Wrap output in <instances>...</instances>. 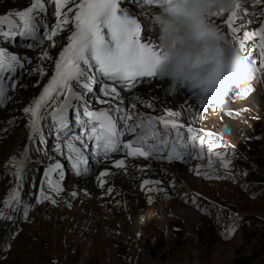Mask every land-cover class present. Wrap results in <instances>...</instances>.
Wrapping results in <instances>:
<instances>
[{
	"label": "rangeland",
	"instance_id": "1",
	"mask_svg": "<svg viewBox=\"0 0 264 264\" xmlns=\"http://www.w3.org/2000/svg\"><path fill=\"white\" fill-rule=\"evenodd\" d=\"M241 55L257 69L256 54L246 50ZM23 65L24 72L17 68L18 82L27 74ZM262 80L264 73L257 71L256 79L245 87L251 91L241 97V89L235 90L222 110L200 108L202 118L192 127L195 141L186 134V151L177 140L169 142L168 154L173 146L176 154L169 162L157 157L154 163L160 170L169 168L161 174L150 170L146 176L136 173L130 178L123 173L121 180L110 184L105 179L103 184L106 165H94L91 159L93 172L86 178L95 183L93 194L104 193L93 210L69 205L65 194L44 199L43 204L39 195L37 205L31 198V205L16 200L6 206L20 184L21 175L11 169L10 176L0 179V212L11 217L0 218V264H264ZM9 89L0 106V152L16 131V108L8 107L14 89ZM183 93L169 97L177 100ZM188 100L183 106L197 104L191 95ZM202 141L211 148L210 155L202 152ZM216 153L225 154L223 160ZM173 172L187 178L182 181ZM153 176L159 177V184L146 183ZM71 179H64L67 187ZM111 185L114 188L108 189ZM121 186L129 193L126 203L118 196ZM110 228L119 232L111 237L105 234Z\"/></svg>",
	"mask_w": 264,
	"mask_h": 264
},
{
	"label": "snow or ice",
	"instance_id": "2",
	"mask_svg": "<svg viewBox=\"0 0 264 264\" xmlns=\"http://www.w3.org/2000/svg\"><path fill=\"white\" fill-rule=\"evenodd\" d=\"M44 2L46 3L47 0ZM52 2L57 21L55 27L48 34V39L52 40L59 31L67 29V33H69L65 36L67 46H60L62 50L59 52V59L54 61L55 74L51 76L50 82L44 88L39 99L34 101V106L24 109L26 113H30L39 119L38 114L42 107H54L55 111L51 112L50 115L63 128L68 123L67 110L73 107L71 101H81L85 92L90 93L92 91L93 82L97 85H103L101 91L104 96L116 98L119 93L115 87H111L106 81L135 87L138 78H155V66L162 55V49L150 41L142 42L140 23L130 15L128 8L122 7L126 0H52ZM150 3L162 6L164 0H150ZM247 5H252L254 8L260 6L256 10L259 16L264 18V0H236L232 10L227 12L223 9L216 11L208 17V20L211 23L213 18L220 17L221 30L228 33L225 42L229 43L230 38L240 53L250 50L256 54L258 58L256 70L264 73V19H261L255 31L246 30L248 22L246 17L249 15ZM37 10H44V3L41 0H34L27 11L18 12L13 17L0 18V38L6 35H14L15 29L22 27L23 31H20L19 35L31 36L35 39L37 25L40 23L34 15ZM4 25H8V32L3 31ZM238 33L240 35H237ZM248 41L252 42L250 47L246 45ZM32 46L28 45V47ZM43 56L48 58V53L44 52ZM245 59L247 60V58ZM16 66L24 67L16 55H11L0 48V106L5 102L7 91L4 82L6 77L2 74L6 69L14 72ZM93 69L95 71H91ZM96 73H99V76ZM249 91H251L250 87L241 89L238 95L243 97ZM62 96L64 99L61 103L59 98ZM49 101L56 103L53 105ZM100 102L108 103L110 111L116 113L123 111L119 105L113 107L110 101L101 100ZM135 107L136 105L133 104L132 108L135 109ZM146 107H152V105L147 104ZM109 110L92 112L85 107L82 114L89 117L91 121L99 122V129L95 123L92 124L91 134L95 135L97 141L104 140L106 150L111 146V150L115 151L118 142H114L113 138L124 135V132L117 131V121L109 114ZM176 115L173 112L166 113L168 118ZM120 119L133 120V115L125 111ZM157 119L164 126L165 135L170 130H175L177 140L182 139L179 131L181 125L173 119H166L165 116L159 118L136 116L133 124L128 125L127 130L136 132L137 127L142 130L147 128L151 131L152 138H160L159 132L153 128ZM80 122L85 124L83 120ZM35 124L36 121L34 120V131H36ZM85 126L87 125L85 124ZM195 131L191 127L188 128V132L191 134L189 140L195 141ZM75 139H80V137H75ZM146 139V135L137 136V142L141 144ZM161 142L167 143L166 140H161ZM173 144L175 145V142ZM180 146L185 147L186 145L181 143ZM68 147L76 152L75 160L79 162L81 159L79 150L73 148L71 142ZM155 147L153 145L152 149L155 150ZM124 148L129 150L128 155L131 156H147L149 154L143 151L141 147L134 148L132 143H125ZM172 151L173 154H176L175 146H173ZM209 153H211V148H209ZM216 155L223 160L225 154L216 153ZM116 166L123 167V161H118ZM223 166L227 167L228 162L224 161ZM58 167L59 165L55 166V168ZM55 168L49 169V173ZM49 183L51 184V181ZM53 191L59 192V186L53 187ZM43 198L49 199L47 196ZM15 199L16 193L13 192L6 206H11V201ZM0 218L10 219L11 217H4L3 213L0 212ZM2 250L0 249V251Z\"/></svg>",
	"mask_w": 264,
	"mask_h": 264
},
{
	"label": "bare ground",
	"instance_id": "3",
	"mask_svg": "<svg viewBox=\"0 0 264 264\" xmlns=\"http://www.w3.org/2000/svg\"><path fill=\"white\" fill-rule=\"evenodd\" d=\"M32 2H34V0H0V18H8L9 15L12 13L21 11L24 8H29ZM41 2H44V0H41ZM259 7L260 6H256V8H254L252 5H247L249 15L246 17V20L248 21L246 24V30L255 31L261 19H264L259 16L258 11L256 10ZM159 11L160 10H156L154 14L158 13ZM40 12L42 11H36V13ZM141 12H143V21L145 22L147 28V31L145 33V40L160 46L159 32L158 29H156L153 25V17H151L150 12L148 11ZM219 21L220 17H217L213 18L211 23L216 24L221 29ZM5 26L8 28V25ZM222 32L225 34L226 37H228L227 31ZM67 34L69 33H67L66 31L59 38L57 37L53 40L47 39L45 43L37 44L33 50H28L27 48H24L22 46H13L9 44H7V46L0 45V48L4 49L9 54L16 55L20 59L21 64L24 63L27 69V74L23 76L22 79L19 80V82H17V85L15 87L16 90L14 89V92L11 93V100L8 103V107L16 108V131L10 136L9 140L6 141L7 143L5 145L4 150L0 152V179H4L5 177L10 176V170L15 169L16 171L14 172H17V174L21 175L20 184L16 192V198L22 201L23 204L25 203L26 205H31V198L29 188L23 189L24 185L28 184V181L26 182L25 178L29 180V183L32 182V179H30V177L34 175V170L51 169L55 168L56 165H59V167L55 168V170L64 172V168L60 161L57 160L55 154L51 153L52 147H49V149L44 152L34 144V141L36 140L37 136L42 135L45 131L46 124L44 118L47 114V111H41V116L35 125L36 131H34L31 114L26 113L24 109L33 106L37 96L41 93V91L49 82V79L51 78V75L54 71V61L59 59V52L62 50L60 46H67V41L65 40V36ZM237 35H240V33H238ZM229 43L232 45L230 38ZM251 43V41H248L246 42V45L251 46ZM44 52L48 53V58H44ZM262 85L264 89V80H262ZM163 87L164 85L156 78L150 80L149 82H145L142 86L131 91L125 92L123 94V97L121 98L122 105L123 107L128 109V111L132 115L135 116H165L166 119H173L178 124L192 128L196 122H199L201 118L199 112L202 110L200 108L203 107L198 104L189 105V103L188 105L183 106L185 104V101L188 100V98L190 97L189 94L183 93L182 98H179L177 100L173 98L171 99L168 95L164 93ZM59 99L62 103L64 97L62 96ZM77 102L79 106L82 105V100L71 101L72 105L77 104ZM55 103V101L51 102V104L53 105ZM133 104L136 105L135 109L132 108ZM147 104H151L152 107H146ZM167 112H173L177 115L168 118L166 116ZM156 159L128 160L123 155H113L106 159L103 163H101L102 165H106V169L105 175L101 179L102 182H100L104 184V181L106 179L111 184L113 183V181L119 179L121 180L123 173H127L130 178H134L136 177V173H138V175H142L146 171L155 170V174H161L162 172H165L169 169H165L166 167H163V170H160V168L155 165L156 163H154ZM118 161H123L124 166L117 167L116 164ZM173 173L175 177H180L182 181L187 178L186 177L185 179H183L186 175L185 173ZM68 178H71V175L69 174L67 176V174L64 173V177L59 180V183L66 190L65 195L63 197L64 201L69 205H75L77 208L90 210L95 209L97 207L98 202L104 197V193L93 194L95 183H93V181L89 180L88 178H81L82 180L73 179V181H70L68 183L67 187L63 181L64 179ZM146 182L157 185L160 183V180L158 176H153L150 179L146 180ZM103 184H101L99 187L105 189V186ZM122 186L121 188L119 187L120 189H118V196L123 202L126 203L129 198V193L126 192L125 189L122 188ZM110 188L113 189L114 186L111 185L108 189ZM6 189L9 190V188ZM6 198L8 199V197ZM3 201L6 200L3 199ZM105 217H107V215ZM132 219H134L133 216ZM114 228L106 229L107 232H105V234L109 236H111L110 233L117 234L119 232V229Z\"/></svg>",
	"mask_w": 264,
	"mask_h": 264
},
{
	"label": "clouds",
	"instance_id": "4",
	"mask_svg": "<svg viewBox=\"0 0 264 264\" xmlns=\"http://www.w3.org/2000/svg\"><path fill=\"white\" fill-rule=\"evenodd\" d=\"M236 0H164L153 15L162 55L155 78L166 95L185 92L202 107L222 110L235 90L256 79L255 66L208 17L234 8Z\"/></svg>",
	"mask_w": 264,
	"mask_h": 264
},
{
	"label": "trees",
	"instance_id": "5",
	"mask_svg": "<svg viewBox=\"0 0 264 264\" xmlns=\"http://www.w3.org/2000/svg\"><path fill=\"white\" fill-rule=\"evenodd\" d=\"M249 132H250V136L253 135L252 132H251V130H249ZM255 154H256V153L251 154V156H254Z\"/></svg>",
	"mask_w": 264,
	"mask_h": 264
}]
</instances>
